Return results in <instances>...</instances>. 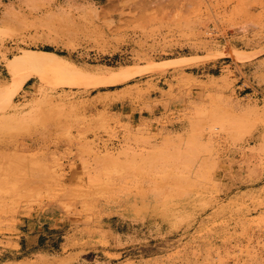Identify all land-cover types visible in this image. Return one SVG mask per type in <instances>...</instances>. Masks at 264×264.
Segmentation results:
<instances>
[{"label":"rangeland","instance_id":"1","mask_svg":"<svg viewBox=\"0 0 264 264\" xmlns=\"http://www.w3.org/2000/svg\"><path fill=\"white\" fill-rule=\"evenodd\" d=\"M38 218L28 264H264V0H0L3 260Z\"/></svg>","mask_w":264,"mask_h":264},{"label":"crops","instance_id":"2","mask_svg":"<svg viewBox=\"0 0 264 264\" xmlns=\"http://www.w3.org/2000/svg\"><path fill=\"white\" fill-rule=\"evenodd\" d=\"M34 53L36 52H28V55L22 57L21 63L23 64V60L25 62ZM59 220V218L57 220L48 218L25 220L23 231L18 239V248L10 251L13 255L9 259L3 260L0 257V264H28L31 262L30 259L38 261L46 256L60 254L65 237V233H63L65 224L60 223ZM106 225L107 229L112 232L122 226L123 229H131L132 227L131 223L125 221L120 224L116 223L114 219L107 222ZM103 251L114 252L108 249Z\"/></svg>","mask_w":264,"mask_h":264},{"label":"bare ground","instance_id":"3","mask_svg":"<svg viewBox=\"0 0 264 264\" xmlns=\"http://www.w3.org/2000/svg\"><path fill=\"white\" fill-rule=\"evenodd\" d=\"M192 4V1L189 2V5ZM252 10V9H251ZM251 12V11H250ZM190 14V13H189ZM253 14V13H252ZM195 15L184 17L185 20L193 21L194 23H198V21H202V19L194 17ZM251 18V17H250ZM6 19L9 20L10 16H6ZM254 19V18H253ZM251 19H245L243 22L244 24H250L254 20ZM242 20L238 21L240 23V26ZM46 68H58L63 70H68L75 72L77 74H80L81 71H79L78 65H76L73 61L64 58L63 56L59 55L58 53L51 52V51H43L37 53L34 58L30 61V63L25 68V71L23 74L19 76L16 83V89H21L24 87V85L27 83V81L34 75V73L39 69H46ZM81 75V74H80Z\"/></svg>","mask_w":264,"mask_h":264},{"label":"built area","instance_id":"4","mask_svg":"<svg viewBox=\"0 0 264 264\" xmlns=\"http://www.w3.org/2000/svg\"><path fill=\"white\" fill-rule=\"evenodd\" d=\"M251 91L256 92L258 96L262 95V92L255 87H252ZM257 240H258L259 245L261 247H264V229L260 232Z\"/></svg>","mask_w":264,"mask_h":264}]
</instances>
